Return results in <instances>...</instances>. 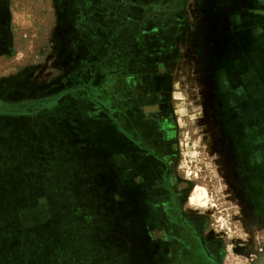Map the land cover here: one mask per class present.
I'll return each mask as SVG.
<instances>
[{"label":"rangeland","instance_id":"rangeland-1","mask_svg":"<svg viewBox=\"0 0 264 264\" xmlns=\"http://www.w3.org/2000/svg\"><path fill=\"white\" fill-rule=\"evenodd\" d=\"M257 1L0 0V264L17 253L23 264H125L121 251L137 246L126 245L120 218L129 215L172 223L174 236L160 245L167 260L161 250L147 259L142 247L130 264L254 263L264 251V0ZM138 108L160 116V145L139 133L142 117L129 115ZM117 130L168 157L158 192L141 191L148 174L137 167L142 179L128 185L108 163L97 169L116 150L130 155L113 147ZM196 185L208 191L199 206L186 203ZM102 188L111 195L97 198ZM121 190L127 195H112ZM123 198L133 206L118 213ZM197 216L203 239L195 244ZM118 239L122 249L114 248Z\"/></svg>","mask_w":264,"mask_h":264},{"label":"flooded vegetation","instance_id":"flooded-vegetation-1","mask_svg":"<svg viewBox=\"0 0 264 264\" xmlns=\"http://www.w3.org/2000/svg\"><path fill=\"white\" fill-rule=\"evenodd\" d=\"M243 1L245 0H240V2L242 3ZM246 2H250V3H257L258 1L257 0H246ZM254 7H256V5H254ZM253 7V9L255 10V8ZM248 9V7H246ZM254 12V11H253ZM263 18V16L261 15L260 17L258 15H256V18ZM167 55V50H165V56ZM162 64V63H161ZM161 64H159L158 66L161 67ZM165 66L167 67V63H165ZM163 71H161L162 73ZM166 76L167 74V71L165 70L163 72ZM161 77V76H160ZM167 79V77H165ZM167 89V87L165 88ZM167 91L164 92V94L162 92H159V95H160V103L162 104V101L164 100V102L168 101L167 100ZM149 97V96H148ZM147 108L149 106V108H151V104L147 103ZM153 104V103H152ZM164 104V103H163ZM158 104L157 103H154V107H157ZM147 108H145L143 110V108H138L135 109V112L134 113H131L129 115H135V116H138V117H142V120H143V124L140 125L139 127V133L140 134H143L145 136H151L150 139H152V141H156V144L158 143L160 145L161 143V139H159V137L163 136V133H162V129H159L158 128V121H159V118L160 116L156 115V114H151L147 111ZM162 111L164 112H167V107L165 109H163ZM162 114V113H161ZM138 123L140 124V120H138ZM147 125V126H146ZM119 130H117V134H116V138L117 140H113V144L115 143V145H113V147L115 148H118L119 147V144H122V147H125L126 149H128V152L130 153V155H127L125 154L126 152H120L119 150H116L113 154L115 155V162H113L114 166L116 167V169L113 168V170H117V172H114V175L117 174L119 171V162L117 160V157L119 159H122V160H125V157L126 158H131L132 160V163L129 164L128 161L127 162V165L129 164L128 166V174H130L131 176H128V179L131 178V180H138L139 178L142 179L141 176H139V173L137 171H135V168L137 167L139 170H141V172L143 173H147L148 174V180L145 181L147 182V188H142L141 191H147L148 194L150 195H153L155 192H158V189L157 187H154L155 186V183L154 182H157L158 181V184L159 182H165V178L167 177V172H168V168H167V164H169V159L168 157H166V159H162L161 156H157L155 154V152H152L151 150L149 151L147 148L143 147V146H147V144H144L142 146L141 143H136L135 140H133L132 138H126L124 137V135H119ZM133 133V132H132ZM154 137V138H153ZM121 138V139H120ZM164 140V139H163ZM157 144V145H158ZM138 149V151H137ZM137 151V152H134ZM141 150V151H140ZM143 152V154L141 153ZM135 153V154H134ZM128 156V157H127ZM135 166V167H134ZM136 168V170H137ZM165 169V171H164ZM122 170V169H121ZM126 170V169H125ZM173 177L175 180H180L178 177V175L176 174V172H173ZM161 180V181H160ZM181 181V180H180ZM163 182V183H164ZM165 184V183H164ZM166 186V185H165ZM191 188V187H190ZM156 190V191H155ZM189 191L190 189L188 190L187 192V196H186V203L189 202L188 200V194H189ZM145 193V192H144ZM152 207V206H151ZM157 208V206L155 207V209ZM175 209H177L176 211L177 212H180V210H178V205L175 204ZM181 213V212H180ZM181 215H183V213H181ZM153 216V215H152ZM184 216V215H183ZM196 219H200V216H197V218L193 219L195 221H191L193 224H192V228L193 229H198L197 232V235H196V242L193 241V244L195 242V244L201 242V239H203L200 235V226H201V223L200 221L201 220H196ZM168 224H172V223H168ZM195 224V225H194ZM162 225V224H161ZM167 225V224H166ZM165 236V235H164ZM164 236H161L163 238V244L162 245H169L168 242H166V237ZM161 237H153L154 238H158V239H162ZM114 239V238H113ZM192 244V245H193ZM193 248V246H191ZM199 247H200V244H199ZM114 248L116 249H122L121 248V244L120 242H115L114 243ZM145 248V251L147 252L145 255H148L147 256V259H154L153 258V254H155L152 250V252L150 250H148V248L144 247ZM158 250H161V251H158L157 252V255L159 257V259H164V260H167V257H168V252L163 249V247ZM126 251V248H123V250L121 251V255H119V257H121V262L123 261V263L125 264H130L132 258L133 260H136L135 259V255L131 252H125ZM152 256V257H151ZM197 256V254H196ZM157 257V256H156ZM199 258V257H197ZM127 261V262H126ZM7 262V261H6ZM16 262V263H15ZM8 263V262H7ZM8 264H23V258H21L20 256H18V253L16 255L15 258H13V260H10V263Z\"/></svg>","mask_w":264,"mask_h":264},{"label":"crops","instance_id":"crops-1","mask_svg":"<svg viewBox=\"0 0 264 264\" xmlns=\"http://www.w3.org/2000/svg\"><path fill=\"white\" fill-rule=\"evenodd\" d=\"M100 146V151L99 152H102L103 149L107 148V147H104L103 145H99ZM115 155L112 154L109 159H107V161H98L99 163V167H97V169L101 168L102 164L104 162H106V164L108 163L109 165H111L112 168L116 169V167L114 166L113 162H115ZM119 172L117 173V175L121 176L120 174L122 173L123 175H125V177H123L122 179L124 180L125 178L127 179L126 183H122V184H127L128 185V177H126V174H128V166L129 164L127 165V162L125 160H119ZM123 162V164H122ZM116 163V162H115ZM120 163L122 165H120ZM101 166V167H100ZM97 169H92L91 171V174H96L97 177L98 176V173H97ZM122 169V170H121ZM126 169V170H125ZM99 171V170H98ZM127 188V187H126ZM104 188H102L101 190L98 189L97 193H96V196L97 198L98 197H101L103 195H111V193H106L105 191H103ZM117 195V196H125L127 195V193H125V190H121V192L119 193H112V195ZM100 201L99 202V208H101L102 210H105V212L107 213V210L105 208H107L106 206L109 207V209H112L111 206H109V204H105L102 199H98ZM123 206H120V207H117L118 209H116V211L118 213H125V212H128L130 208H132V204H130L132 202V200L130 198H128V200L126 198H123ZM130 207V208H129ZM104 208V209H103ZM119 215V214H118ZM107 216V215H106ZM121 219V222H122V226L125 228L126 230V234L128 233V237L126 238V245H137L136 248L133 246L129 247V246H126L125 248L133 253L134 255H137L136 253L138 254H142V252H137L136 249L138 248H142V247H146L148 248V250L150 249V251L152 250H158L160 249V245L163 244V238L162 239H158V238H154L153 237H158L159 235L156 234V232H158L157 230L158 229H161L162 228V234H164L166 236V242H168V244H173L171 243V240H173V230L171 232H169V228H173V226H171V224H168L167 225H162V227H159V226H156V225H153L151 224L150 220H149V217L147 216H137V215H129L127 216L126 218H120ZM136 221H137V224H136ZM136 225L139 227V228H145V230L147 231L148 234H145V235H142L141 232H138L137 231V228H136ZM121 226V228H122ZM175 227V226H174ZM176 228V227H175ZM183 230V229H182ZM130 234V235H129ZM107 237V236H105ZM184 237V236H183ZM116 242V240H115ZM113 242V243H115ZM117 242H120L122 243L121 239H118ZM182 242H183V239H182ZM181 242V243H182ZM122 245V244H121ZM136 252V253H135Z\"/></svg>","mask_w":264,"mask_h":264},{"label":"bare ground","instance_id":"bare-ground-1","mask_svg":"<svg viewBox=\"0 0 264 264\" xmlns=\"http://www.w3.org/2000/svg\"><path fill=\"white\" fill-rule=\"evenodd\" d=\"M207 198L208 191L205 187L196 185L190 188L188 200L192 205L194 204L199 206L200 204L206 203Z\"/></svg>","mask_w":264,"mask_h":264},{"label":"water","instance_id":"water-1","mask_svg":"<svg viewBox=\"0 0 264 264\" xmlns=\"http://www.w3.org/2000/svg\"><path fill=\"white\" fill-rule=\"evenodd\" d=\"M264 260V251L257 257L253 264H261Z\"/></svg>","mask_w":264,"mask_h":264},{"label":"trees","instance_id":"trees-1","mask_svg":"<svg viewBox=\"0 0 264 264\" xmlns=\"http://www.w3.org/2000/svg\"><path fill=\"white\" fill-rule=\"evenodd\" d=\"M53 101H55V100H53ZM53 101H52V102H53ZM52 102H50V103H52ZM50 103H49V104H46V105H45V108L48 107V106L50 105ZM39 105H40V104H39ZM41 109H43V108H42V107L37 108V110H41ZM37 110H35V111H37ZM90 146H91V145H90ZM90 146H88L87 149H89ZM89 150H90V149H89ZM90 151H91V150H90Z\"/></svg>","mask_w":264,"mask_h":264}]
</instances>
